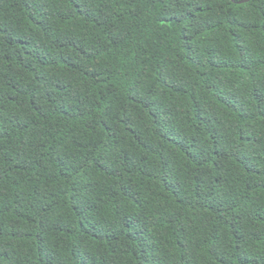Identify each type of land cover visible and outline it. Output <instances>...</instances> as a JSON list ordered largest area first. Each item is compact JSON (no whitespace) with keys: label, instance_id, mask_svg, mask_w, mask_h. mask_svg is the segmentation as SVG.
<instances>
[{"label":"trees","instance_id":"trees-1","mask_svg":"<svg viewBox=\"0 0 264 264\" xmlns=\"http://www.w3.org/2000/svg\"><path fill=\"white\" fill-rule=\"evenodd\" d=\"M236 1L0 0V264H264V0Z\"/></svg>","mask_w":264,"mask_h":264},{"label":"water","instance_id":"water-1","mask_svg":"<svg viewBox=\"0 0 264 264\" xmlns=\"http://www.w3.org/2000/svg\"><path fill=\"white\" fill-rule=\"evenodd\" d=\"M233 1H236V0H233ZM247 1H249V0H238L236 2H238V3H244V2H247Z\"/></svg>","mask_w":264,"mask_h":264}]
</instances>
